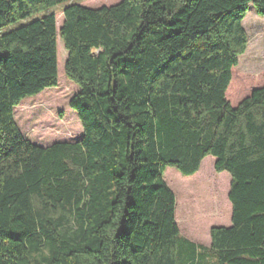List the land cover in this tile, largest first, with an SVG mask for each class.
<instances>
[{
	"label": "trees",
	"instance_id": "obj_1",
	"mask_svg": "<svg viewBox=\"0 0 264 264\" xmlns=\"http://www.w3.org/2000/svg\"><path fill=\"white\" fill-rule=\"evenodd\" d=\"M72 1L0 0V264H177L194 245L163 172L192 177L207 157L230 177L216 263L264 264V81L235 70L264 0ZM57 36L82 137L40 147L13 110L57 86Z\"/></svg>",
	"mask_w": 264,
	"mask_h": 264
},
{
	"label": "rangeland",
	"instance_id": "obj_2",
	"mask_svg": "<svg viewBox=\"0 0 264 264\" xmlns=\"http://www.w3.org/2000/svg\"><path fill=\"white\" fill-rule=\"evenodd\" d=\"M119 1L73 0L72 3L98 8L112 6ZM64 6L59 5L49 11L56 17L57 31L63 22ZM42 16L44 13L28 21ZM242 26L247 34L248 44L245 53L238 58V66L235 70L250 78L258 86L264 81V17L258 16L250 6ZM56 48L57 86L35 97L24 99L13 110L14 122L23 137L40 147H49L57 143H74L82 137V128L76 113L69 108V101L78 92V88L68 81L64 74L67 52L59 36H57ZM163 180L175 196V220L179 237L194 245L193 249L186 244L177 245V264L183 263L187 254L192 251L196 255L194 264H217L210 247L203 242H196L190 233L195 230L209 240L210 228L230 226L231 207L227 199L230 187L229 175L225 172L216 173L214 159L207 157L194 176L185 178L177 170L166 168L163 172Z\"/></svg>",
	"mask_w": 264,
	"mask_h": 264
},
{
	"label": "crops",
	"instance_id": "obj_3",
	"mask_svg": "<svg viewBox=\"0 0 264 264\" xmlns=\"http://www.w3.org/2000/svg\"><path fill=\"white\" fill-rule=\"evenodd\" d=\"M177 176V175H176ZM175 176V177H176ZM199 232H195V230H192L191 231V233H190V236H192L193 238H194V240L196 241V242H203L207 247H210V239L209 240H207V239H205L204 237H203V235H199L198 234ZM196 245H199V244H197V243H195ZM207 247H204V248H207Z\"/></svg>",
	"mask_w": 264,
	"mask_h": 264
}]
</instances>
